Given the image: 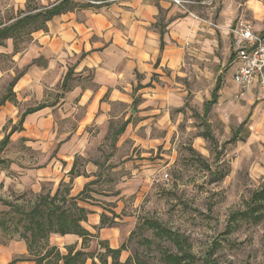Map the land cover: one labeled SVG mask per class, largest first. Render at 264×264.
Segmentation results:
<instances>
[{
    "label": "clouds",
    "instance_id": "9594fccd",
    "mask_svg": "<svg viewBox=\"0 0 264 264\" xmlns=\"http://www.w3.org/2000/svg\"><path fill=\"white\" fill-rule=\"evenodd\" d=\"M0 264H264V0H0Z\"/></svg>",
    "mask_w": 264,
    "mask_h": 264
}]
</instances>
